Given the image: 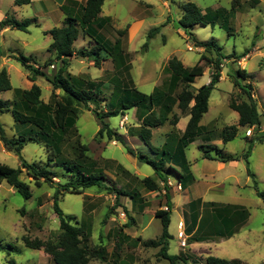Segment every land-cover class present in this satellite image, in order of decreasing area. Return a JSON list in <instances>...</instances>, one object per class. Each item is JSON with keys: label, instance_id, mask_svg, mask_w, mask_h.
Masks as SVG:
<instances>
[{"label": "rangeland", "instance_id": "obj_1", "mask_svg": "<svg viewBox=\"0 0 264 264\" xmlns=\"http://www.w3.org/2000/svg\"><path fill=\"white\" fill-rule=\"evenodd\" d=\"M188 2L195 3L204 11L218 8L232 11L229 17L232 28L229 30L230 35L220 25L214 28L198 25L193 30L198 41H213L222 47L221 53L227 57L221 59L222 69L226 74L229 72L233 74L240 67L238 56L246 53L247 48H251L252 42L257 40V37L259 40L256 42L261 43V46L264 45L262 39L264 0H260V5H258L259 0H106L102 8V16L111 18L113 29L105 33V38L115 43L119 38L116 30L126 28L130 30L131 27L139 25L134 34L121 38L122 48L126 54L125 64L117 67L113 59L104 53L90 58H80L77 55L70 61L68 73L79 78L82 83L89 82L100 86L97 90L105 99L102 103L103 111L109 109L106 106L109 102H116L121 95L119 85L124 88L135 86L138 91L148 95L156 88L168 91L171 88V74L165 69L170 59L176 57L186 67H193L199 62L201 55L213 60L218 57L214 52L207 53L203 48L196 47L194 41L180 29L178 21L182 17L183 6ZM162 25L165 26L161 31L154 38L149 39V31ZM32 30L31 36L16 32L19 37L34 40L32 47H19L20 54L29 57L30 51L39 53L40 70L45 76L37 77L34 84L41 88L43 103L53 106L62 92L55 91L50 80L55 78L62 65L57 61L50 62L53 61L52 56L48 57L47 50L52 44V38H47L40 28L33 27ZM94 45L92 40L91 46L88 45L84 36H81L74 48L79 53L83 50L90 51ZM257 61L256 59L247 61V72L254 70ZM47 63L53 65L45 67ZM202 65L205 66V73L191 86L190 90L193 92L210 82L213 70L207 61H203ZM261 66H264V60L261 61ZM8 68L13 89L0 92V100L20 103L21 98L15 95L16 89H31L26 78L27 71L17 61H12ZM231 81L233 82L230 78H224L212 92L209 101L210 110L201 122V125L206 126L207 129L204 128L201 137L189 146L186 155L192 164L196 162V158L198 159L195 165L199 170L198 174H202L204 170L201 161L203 152L213 145H217L225 153L238 159V164L229 162L222 171L216 173L217 182L224 180V191L208 198L231 206L230 209L220 208V210L222 215L232 218L234 229L240 223L234 222L236 209L247 211L249 220L231 239L222 241L210 235L214 237L208 239L213 241L207 242L211 245L201 244L193 248V241H197L198 237L188 238L185 234L183 239H180L181 242L178 241V219L183 214L184 194L175 196L178 209L173 213L171 227L175 237L170 240L168 253L180 255L186 260V263L178 264H206L209 255L226 260H239L241 264H264V203L256 195L254 180L248 176V167L244 164L245 154L250 146L246 137L248 129L240 128L237 137L225 145L222 140L223 130L233 126L236 119V113L230 109L229 103L232 99L239 102L241 96L238 88L234 87ZM175 93L174 91V95ZM154 115L160 118L159 111L155 110ZM185 116L186 114L175 106L169 120L153 129V145L161 148L166 142L169 146L177 147L181 137L179 125ZM142 117L143 115L133 110L124 115L107 118L105 122L114 131L124 135L128 146L132 147L137 155L143 154L153 159L155 157L152 152L139 141ZM176 117L179 124L174 123ZM77 119L78 136L72 133L73 135L68 136L62 143L61 159H68L67 161L72 163L76 158L75 146L79 140L81 145L89 149L87 155L98 161V168L107 179L102 187L89 188L81 194H61L60 208L66 215L73 217V225H85L86 229H92V244L98 249L105 248L110 262L117 259L123 264H169L159 256V249L147 248L143 246L142 241H136L139 237L141 240L144 239L143 241L155 240L161 235V220L156 218L155 214L157 210L167 207L165 200L167 192L164 184L154 176V169L150 165L141 163L121 144L107 137L96 138L100 127L93 112L83 107L79 109ZM188 120L189 118H184L182 126L187 125ZM0 124L10 139L26 129L18 126L12 112L6 110L0 112ZM205 140H210L211 143H205ZM21 155L31 164L45 167L48 162L46 147L41 141L28 143ZM0 164L12 168L21 167L20 157L6 149L1 141ZM120 164L134 176L125 174ZM48 168L53 172L55 176L53 180L56 184H63L68 180L66 173L56 164L51 163ZM249 168L256 175L259 189L264 191V142L255 141L253 144L249 155ZM153 176L154 180L160 183L159 188L151 193L141 181ZM170 178L175 180L172 175ZM21 179L30 186L32 198L29 200L24 199L6 182L0 184V264H54L52 257L43 248L39 250L27 248L23 238L47 242L59 234V219L54 211L53 202L55 187L44 182L41 186H37L26 171L23 172ZM118 191L122 194H117ZM147 224L149 226L143 232L142 238L139 236L141 228ZM232 227L229 229L226 227L224 232H230ZM127 233L131 240L123 238ZM183 241L185 246H182ZM89 264L106 263L101 258L95 257Z\"/></svg>", "mask_w": 264, "mask_h": 264}, {"label": "trees", "instance_id": "obj_2", "mask_svg": "<svg viewBox=\"0 0 264 264\" xmlns=\"http://www.w3.org/2000/svg\"><path fill=\"white\" fill-rule=\"evenodd\" d=\"M30 3L31 0H15L17 6H26ZM104 3L105 0H87L79 17L68 16L60 27L54 28L47 33L52 37V44L48 48V52L54 58L50 62L57 61L62 65L55 78L50 80L53 89L62 92L61 96L55 100L53 106L43 103L41 100V88L36 84L29 90L16 89L15 95L21 98L20 103L0 100V112L3 110L11 111L17 125L26 128L24 132L10 139L6 136L0 124V141L6 149L17 154L21 161L20 168H12L8 165L0 164V184L6 182L26 200L32 198V192L29 184L21 179L24 171L34 180L37 186H41L44 182L55 187L53 202L54 211L59 219V234H56L53 239H49L47 242L38 239L31 241L25 237L23 241L27 248L34 250L43 248L52 257L54 264H89L91 259L95 257L101 258L106 264H123L119 263L117 259L110 262L107 258L106 249H98L92 244V229H86L85 225H73V217L66 215L59 206V196L61 194H81L86 189L102 187L107 179L98 168V161L87 155L89 149L81 145L79 140L75 146L76 158L72 160V163L68 162V159H61L63 157L62 143L65 142L68 136L73 135L72 133L78 136L77 118L79 109L84 107L86 110L93 112L98 121L100 129L96 138L107 137L109 140L118 142L129 154L137 157L140 162L150 165L154 169L155 175L164 183L167 192L168 211L160 209L155 214V217L161 220L162 232L160 237L155 240L142 241L143 246L159 249V256L167 260L169 264L186 263L182 256L168 253L170 240L173 239L169 233L172 213L168 197V178L170 175L178 177L179 183L183 184V186L188 183L185 175V173L189 172L186 150L202 135L204 128L200 125L201 120L209 110L211 94L221 79L223 71L221 59H227L221 53L222 47L213 41H198L193 34V30L198 25L203 27L211 26L213 28L216 25H220L230 35L229 30L232 28L229 24V17L232 11L226 8L207 9L204 11L193 2L186 3L183 6L182 17L178 21L180 29L184 30L185 34L194 41L196 47L203 48L207 53H216L217 59H208L205 55H201L199 62L195 66L186 67L179 59L174 57L168 61L165 69L171 74V88L168 91L156 88L148 95L138 91L135 86L124 88L119 85L118 89L122 92L121 95L116 102H109L106 105L109 109L103 111L102 103L105 102V99L102 97L101 92L97 90L100 86L89 82L82 83L79 78L69 74L67 69L70 67V61L76 58L77 55L80 58H90L100 53L110 56L117 67L125 64L126 54L122 48L121 38L127 35L129 28L116 30L119 38H117L115 43L105 38V33L109 29H113V27L110 18L101 16ZM35 22V19L20 22L14 17L8 16L0 22V28L10 27L22 32H28V28ZM164 26L151 29L148 33V38H154ZM80 36L89 38L94 42L95 45L92 46L90 51L83 50L79 51V53L76 51L74 45ZM246 54L239 56L238 60L245 57ZM16 61L28 71V79L30 81L34 82L37 77L45 76V73L40 70L41 67H35L36 63L32 58L19 56ZM203 61H207L213 70L211 80L208 85H204L193 92L190 90L191 86L195 84L197 78L202 77L205 73V66L202 65ZM96 63L98 62L96 61ZM49 65H53V63H47L45 67ZM229 76L232 78L234 86L238 87L247 96L248 102H237L233 99L230 101L229 106L239 114V121L238 125H233L223 130L222 140L224 144L233 141L237 137L239 127L259 128L261 126L257 104L252 97V86L246 84L251 76L241 69H237ZM12 89L6 70H2L0 72V92L11 91ZM174 91L176 92L175 95ZM192 103L193 105H191ZM175 106L183 114H187L190 117L187 127L180 137L177 147L169 146L168 143L162 148L155 147L152 143L153 129L169 120V116ZM133 110L143 115L138 137L152 152L155 157L153 159L143 154L137 155L134 149L128 146L124 135L114 131L105 122L107 118L124 115L126 112ZM155 110L159 111L160 118L155 117ZM174 121L175 124L178 123V117ZM36 141H41L45 144L48 154V162L45 167L29 163L21 155L28 143ZM255 141L263 143L264 134L257 135L254 139L249 140L250 146L245 154V159L248 175L254 180L256 195L264 203V191L259 189L256 175L249 168V155ZM209 148V150L204 151V158L206 159L224 163L238 161L235 156L225 153L215 145ZM51 163L56 164L66 173L68 180L65 183H55L53 180L55 176L48 168ZM120 168L123 167L121 166ZM123 172L125 174L128 173L124 168ZM141 182L150 191H156L159 188L153 177H147ZM118 192L117 194H122L121 191ZM230 207L227 206L226 208L230 209ZM234 213L237 220L234 222H240L236 228L232 227V218L221 214V225H218L217 233H214V236L231 238L239 232L243 224L248 220L249 213L244 209H236ZM226 227L228 229L232 227L233 229L227 233L224 232ZM123 238L131 240V237L125 235ZM136 241L141 242V239ZM117 248L119 249V245H117ZM206 264H241V261L209 256L206 259Z\"/></svg>", "mask_w": 264, "mask_h": 264}, {"label": "crops", "instance_id": "obj_3", "mask_svg": "<svg viewBox=\"0 0 264 264\" xmlns=\"http://www.w3.org/2000/svg\"><path fill=\"white\" fill-rule=\"evenodd\" d=\"M86 2H87V0H31V3L29 5L17 6L15 4V0H0V22L3 21L4 19H6L8 16H12L17 21H20V22L24 21V20H32V19L36 20V22L28 28V32H22V31H19L16 29H12L10 27L0 28V52H1V55H0V72L2 70H6L8 76H9L10 83H11V75H10L8 67L11 65L12 61H16L17 57L23 56L22 54H20V48L19 47H23V48L32 47L33 45H31V44L34 41V40H30V39L28 40L25 37H19L16 34V32H21L27 36H31V33L33 32L32 28L36 27V28H40L43 31L44 35H46L47 38H49L51 36L47 33L54 28L60 27L62 25L63 21L68 16L73 17V18L79 17V15L81 14L82 8ZM260 4H261V2L259 0L258 5H260ZM101 16H102V14H101ZM102 17H104V16H102ZM106 18H110V17H106ZM258 24H259V21H258ZM262 25H264V21H262ZM138 26L139 25H135V27H133V28L131 27L130 30L128 29L127 36H130V34H132V33L134 34V32L136 31ZM85 39L87 40L88 45H91V43H90L91 40H88V38H85ZM256 39L257 40H254L252 42L251 48L250 49L247 48L248 51L246 52L247 53L246 56L240 58L239 60L237 58L238 65L240 66L238 69L245 71L248 75L251 76L247 80L246 84H249L252 86V89H253L252 97L257 104V109H258V112H259L260 118H261V126L259 128L245 127L248 129L246 132L247 140L254 139L257 135L264 134V66H261V61L264 60V45L261 46V43L256 42L259 40V37H257ZM262 39L264 40L263 35H262ZM49 47H50V45H49ZM36 52L37 51H30L29 52L30 56L28 58H32L36 63L35 67L39 68V67H41L40 62L38 61L39 53H36ZM47 53L49 55L48 57L52 56L48 52V50H47ZM53 58L54 57L52 56V59ZM254 59L258 60L254 70L247 72V68H246L247 61L248 60L253 61ZM28 74L29 73L27 71L26 78H27V80L30 83L31 88H32V86L35 85L34 83L36 82V80L34 82L30 81L28 79ZM230 74H232V72H229L226 74V72L222 71L220 82L222 80H224V78H228V79L230 78L232 80V78L229 76ZM210 80H211V77H210ZM232 84L234 85L233 82H232ZM11 85H12V83H11ZM236 88H238V87H236ZM238 90H239V93L241 94V96L239 98L240 99L239 102H248L247 96L245 94H243L239 88H238ZM209 107H210V104H209ZM209 110H210V108H209ZM209 110H208V112H209ZM235 113H236V119H235L234 125H238L239 114L237 112H235ZM204 116H203V118H204ZM184 118L190 119V117L187 116V114ZM184 118L182 119V122H183ZM182 122H180V125H179V128H180L179 132H181L180 133L181 136L183 135V133L187 127V125L182 126ZM188 122H189V120H188ZM201 122H202V120H201ZM200 125H201V123H200ZM201 126L203 128H205V130L207 129L206 126H203V125H201ZM240 128H244V127H239V130H240ZM199 138H197L196 140H198ZM196 140L193 143H195ZM139 141H140V139H139ZM205 143H211V141L205 140ZM166 144L167 143L164 142L163 146H165ZM215 146H217V145H215ZM252 149H253V147H252ZM252 149H251V151H252ZM186 157H187V155H186ZM197 160L198 159L196 158L195 159L196 162L192 164L187 157L189 172L185 173V175L187 176V179H188V183H187L185 189H184L183 184L179 188L178 184H180V183H179L178 177H175V180H172L170 177L168 178V186H169L168 197L170 199L171 213H172L171 214V224L169 227V233L173 238L175 237L173 232H171V227H172V223H173V213L176 209H178L177 204L175 203V196H179L180 194H184V196H183L184 197V205L182 207L183 214L178 219L177 236H178L179 243L181 242L180 239H183V236L185 234L188 238L198 237V239H199L198 241H193V243H194L192 245L193 248H196V246L201 245V244L211 245L210 243H212L213 241H208V239L214 238L210 235L217 233L216 232L217 227L219 224L221 225V220H220V218H221L220 217V215H221L220 211L221 210H220V208H226L228 206V205H226V203H220V202H216L213 200H209L208 197L211 195H214L216 193H219L222 190L224 191V182H223L224 180L221 179L220 180L221 182H217L218 179H216L215 175L217 172L222 171L229 162L224 163V162L217 161V160L206 159V158H204V152H203V154L201 156V161L203 162L204 170H203L202 174H198L199 170H197L195 168V165L198 163ZM208 162H212L213 164L208 163ZM230 163L231 164H238L237 161L230 162ZM244 164L246 167V163H244ZM125 170L128 171L127 169H125ZM127 175L128 176H134L129 171H128ZM154 176H156V175L154 174ZM154 176H153V178H154ZM156 183L159 185L160 181L156 180ZM152 192H154V191H151V193ZM130 198L132 199L133 197L131 196ZM165 200H166V204H167V197H165ZM223 210H225V209H223ZM248 220H249V218H248ZM248 220L243 224V226H245L247 224ZM148 226H149V224H147L145 227L141 228L139 236L142 237L143 232L147 229ZM127 236L130 237V235L128 233H127ZM216 237L219 239H222V241L228 239V238H223L220 236H216ZM231 238H229V239H231ZM139 239H141V238L139 237ZM143 240H141V241H143ZM145 241H147V240H145ZM207 242H210V243H207ZM209 256H211V255H209Z\"/></svg>", "mask_w": 264, "mask_h": 264}, {"label": "built area", "instance_id": "obj_4", "mask_svg": "<svg viewBox=\"0 0 264 264\" xmlns=\"http://www.w3.org/2000/svg\"><path fill=\"white\" fill-rule=\"evenodd\" d=\"M178 186H179V188H180L181 184H178ZM164 210H165V211H168V207H165ZM182 246H185V241L182 242Z\"/></svg>", "mask_w": 264, "mask_h": 264}]
</instances>
